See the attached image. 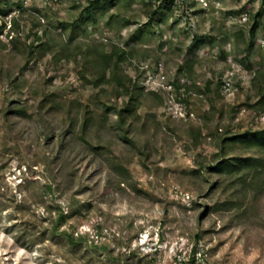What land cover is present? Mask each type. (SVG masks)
I'll list each match as a JSON object with an SVG mask.
<instances>
[{"label":"rangeland","instance_id":"obj_1","mask_svg":"<svg viewBox=\"0 0 264 264\" xmlns=\"http://www.w3.org/2000/svg\"><path fill=\"white\" fill-rule=\"evenodd\" d=\"M91 1L0 0V264H264V0Z\"/></svg>","mask_w":264,"mask_h":264},{"label":"trees","instance_id":"obj_2","mask_svg":"<svg viewBox=\"0 0 264 264\" xmlns=\"http://www.w3.org/2000/svg\"><path fill=\"white\" fill-rule=\"evenodd\" d=\"M115 1L116 0H93V1L89 2L88 7L85 9L86 19L87 20H94L96 17V14L98 12L104 11L108 5H110V6L114 5ZM160 1H163V0H160ZM165 2H166L165 6L167 5L168 7H170L169 4L174 3L175 0H165ZM157 13L158 12L155 13V16H157ZM7 15H8V12L6 10H4V8L0 4V16H7ZM257 28H258V23H256L253 26V28L251 29L252 35H255ZM200 45H201V43L198 42L196 46L198 47ZM37 50H43L44 52H46L47 51L46 45L40 44V46L38 47ZM127 111H129V110L117 111V113L120 116V119H122V122H121L122 124H124V114ZM251 137H252V140L251 139L249 140V142L251 144H255L259 148L260 147L264 148V132H256L253 134H245V135L237 136L235 138H228L227 141H230V142L240 141V142L244 143L247 140V138H251ZM228 162H225V164L228 165ZM228 166L231 167V164H229ZM225 168L228 169L227 167H225Z\"/></svg>","mask_w":264,"mask_h":264}]
</instances>
